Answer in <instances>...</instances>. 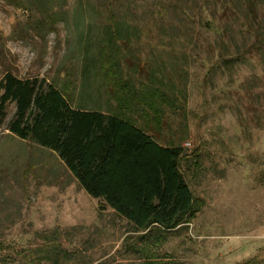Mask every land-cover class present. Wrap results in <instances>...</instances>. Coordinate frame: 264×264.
I'll return each instance as SVG.
<instances>
[{"label":"rangeland","instance_id":"obj_1","mask_svg":"<svg viewBox=\"0 0 264 264\" xmlns=\"http://www.w3.org/2000/svg\"><path fill=\"white\" fill-rule=\"evenodd\" d=\"M41 1L0 0V78H44L80 108L118 111L121 97L135 124L183 147L199 210L139 238L55 151L6 128L10 104L0 124V264H138L146 254L264 264V0ZM107 4L128 27L113 47Z\"/></svg>","mask_w":264,"mask_h":264},{"label":"trees","instance_id":"obj_2","mask_svg":"<svg viewBox=\"0 0 264 264\" xmlns=\"http://www.w3.org/2000/svg\"><path fill=\"white\" fill-rule=\"evenodd\" d=\"M104 14V39L117 46L128 27L112 4L105 5ZM120 85L128 86L126 80ZM117 101L118 111L80 108L44 78H20L10 71L0 78V124L12 104L6 122L11 133L55 151L80 187L124 218L139 238H158L190 223L199 210L181 169L187 154L179 144L159 143L125 115L123 99ZM138 264L175 262L146 254Z\"/></svg>","mask_w":264,"mask_h":264},{"label":"crops","instance_id":"obj_3","mask_svg":"<svg viewBox=\"0 0 264 264\" xmlns=\"http://www.w3.org/2000/svg\"><path fill=\"white\" fill-rule=\"evenodd\" d=\"M101 111H104V110L101 109ZM70 173H71V172H70ZM73 177H74V176H73ZM74 178H75V177H74ZM75 180H76V179H75ZM76 181H77V180H76Z\"/></svg>","mask_w":264,"mask_h":264}]
</instances>
